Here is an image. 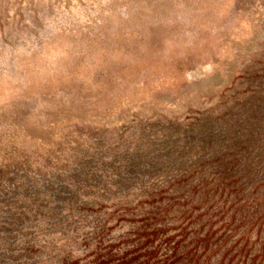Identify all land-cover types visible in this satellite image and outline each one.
<instances>
[{
	"label": "rangeland",
	"instance_id": "1",
	"mask_svg": "<svg viewBox=\"0 0 264 264\" xmlns=\"http://www.w3.org/2000/svg\"><path fill=\"white\" fill-rule=\"evenodd\" d=\"M0 264H264V0H0Z\"/></svg>",
	"mask_w": 264,
	"mask_h": 264
},
{
	"label": "trees",
	"instance_id": "2",
	"mask_svg": "<svg viewBox=\"0 0 264 264\" xmlns=\"http://www.w3.org/2000/svg\"><path fill=\"white\" fill-rule=\"evenodd\" d=\"M215 130V129H214ZM17 190H19V187L17 186V188H16Z\"/></svg>",
	"mask_w": 264,
	"mask_h": 264
}]
</instances>
